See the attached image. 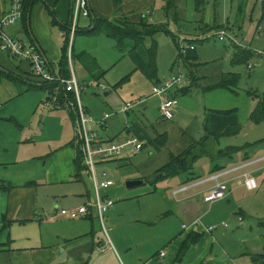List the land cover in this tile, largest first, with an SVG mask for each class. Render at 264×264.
<instances>
[{"label":"crops","instance_id":"crops-1","mask_svg":"<svg viewBox=\"0 0 264 264\" xmlns=\"http://www.w3.org/2000/svg\"><path fill=\"white\" fill-rule=\"evenodd\" d=\"M25 1L27 11L24 18L8 29L12 36L28 47L37 48L44 55L50 72L61 73L60 62L67 38L64 27L71 22L73 0ZM89 1L91 15L81 18L85 19L83 25H80L79 20L74 38L70 34V40L75 39L74 46L69 48L74 56L71 55V63L73 61L72 67L80 83L92 78L106 79V71L111 68L112 61L107 59L105 64L100 59L101 50L96 51L93 45L87 46L86 50L85 44H81L77 52V36H102L101 45L112 48V41L109 40L112 37L104 33L87 34L93 25L99 19L116 24L126 20L139 21L138 14L134 16V21L131 20L129 12L132 11L125 10L123 0L117 3L116 0ZM139 1L143 0H137L136 3ZM3 2L7 8L8 1ZM139 11L141 18L143 11ZM152 13L148 9L144 16ZM124 45L122 50H127L129 59H134V63H131L135 64L133 71L142 70L139 74L146 75L150 66L147 50L146 53L143 51V45L135 48L131 38H127ZM68 59L70 63L69 55ZM75 60L78 66H75ZM198 60L197 54L192 52L186 65L183 62L178 65L176 71L179 69L180 72L184 67L187 72L184 73L189 76L184 86L165 96L153 95L159 99V111L164 99H179V95L188 94L199 86L205 76L195 71L200 65ZM176 71L172 70L171 74ZM170 75H158L159 83ZM222 75L212 84L217 83ZM152 82L153 86L159 84ZM87 89L101 90L100 87L89 86L83 91ZM106 89L105 95L112 96V92ZM83 91L81 99L84 104ZM141 98L138 96L135 99ZM47 100L44 83L32 73L31 64L26 59L14 58L0 50V264H241L240 257L244 255L239 251L234 252L235 243L231 240L233 231L224 218L229 221L236 219L241 226H245L246 211L244 204L237 198L242 190L252 193L259 189L261 182L258 175L264 172V143L254 145L260 139L246 140L243 145H251L247 150L232 158H217L215 153L218 150L237 145L223 146V138L230 136L222 133L230 125L240 124L239 121L230 122L224 114L216 112L223 109H208L206 119L209 121L204 127L205 134L199 139H192L183 150L205 138L209 154L196 160L192 171L161 181L172 179L167 190L171 189L169 195L177 207L173 210L162 207L156 212L164 213L160 216H175L176 213L178 217H185L179 225L180 231L165 225L166 229L159 233L154 231L156 222L138 220L137 216L129 217L126 210L115 203L104 213L103 222L96 208H92L90 215L75 219L59 214L62 207H76L94 201L95 192L88 188L83 173L80 176L76 174L77 146L71 113L64 107L48 106ZM144 100L139 101L138 107L145 104ZM86 107L92 115L90 108ZM132 109L127 113L117 111L118 114H112L104 126L97 127L99 136L114 141H122L130 136L139 140L148 137V132H151L149 126L139 121V117H135V120L128 118ZM245 133L244 139H247L249 134ZM213 154L216 159L211 157ZM164 165L156 169L155 175ZM217 165L224 167L223 170L212 172ZM244 173L256 178L257 189L246 187ZM216 175L220 176L216 178ZM219 183L226 184L228 192L225 198L218 201L230 198L237 200L228 201L226 205L229 209L224 210L222 217L213 219L212 208L218 201L208 204L204 197ZM203 208L207 209L201 214ZM5 223H8L6 228ZM205 223H212L214 229ZM192 233H201L202 237L180 261L178 254L181 245ZM162 252L165 255L161 256ZM249 256V263H263V256Z\"/></svg>","mask_w":264,"mask_h":264},{"label":"rangeland","instance_id":"rangeland-1","mask_svg":"<svg viewBox=\"0 0 264 264\" xmlns=\"http://www.w3.org/2000/svg\"><path fill=\"white\" fill-rule=\"evenodd\" d=\"M136 1L123 0L125 10L132 11L129 12L131 20L134 21V16L138 14V22L143 20L145 24L163 26V29L153 36H146L142 44L144 52L145 49L156 45L158 75H170L172 70L176 71L178 65L182 64L181 62L178 64V58L182 50L179 40L183 39L185 45L195 47L193 52L197 54L200 64L195 71L198 70V73L202 74L200 76L205 77L192 92L179 95V104L174 109V118L167 119L159 111L158 97L152 95L153 82L146 78L145 74H139L142 70L133 71L135 64L131 63H134V59H129L127 50H119L115 47L113 38L109 39L112 41V48H107L101 45L100 37L102 36L87 37L79 34L75 42L77 52L80 51L81 44H85L86 50L87 46L93 45L96 51L101 50L100 59L105 64L107 59L112 61L111 68L106 71L108 76L104 80L101 79L107 87L106 91L112 92V96L111 94L106 96L104 89H87L83 91V101L84 105L92 111L90 115L95 120L102 118L106 113L118 114L116 112L120 111L125 104L132 103L136 108L133 107L128 118L135 120V117H139L138 120L149 126L148 129L151 131L148 132V137L140 139L144 144L141 151L128 156L114 157L97 165L100 180L101 173L106 171L108 177L114 181V185L102 190L103 195H108L115 205L124 208L127 216H137L138 220L156 222L154 231L162 233L166 229L165 225H169L170 229H177L179 232V225L185 217L182 215L178 217L176 213L175 216L172 214L160 216L164 213L156 212L162 207L173 210L177 204L170 198L171 189L167 190L172 179L166 182H154L155 171L168 163L172 154L181 152L192 142V139H199L205 134L204 127L209 121L206 119L208 109L236 110V112L224 114V117L226 116L230 122L239 121L242 129L237 135L224 137L223 146L226 144L240 146L246 140L264 138V122L255 125L250 120V114L256 102L253 93L264 92V20L261 19V6L264 0H203L204 9L197 6V0H174L172 11L167 9L169 0H143L138 3ZM148 9L153 13L146 17L144 13ZM139 10L143 11L141 18ZM84 20V18L81 19L80 25L85 23ZM222 29L226 32L224 40H220L218 35ZM6 32L12 35L10 29ZM87 34L97 35L98 33L88 32ZM232 36H237L242 41L239 47L252 49L257 54L250 59L248 66L232 62L237 52L236 45L231 41ZM74 40H69L71 49L74 46ZM75 66H78L76 60ZM180 72L184 75L187 73L184 67L180 69ZM178 73L179 69L169 77ZM227 73L237 74L238 83L234 87L235 91L223 88L206 91V86L215 82L218 76ZM138 96L146 100L141 108L138 107V103L143 98L135 99ZM121 103L122 106H120ZM253 129L254 131H250ZM245 132L249 134L247 139H244ZM163 134L167 136L166 141L163 144L158 143L155 137ZM83 174L88 188L93 192L92 175L88 171ZM258 176L261 182L259 189L252 193L242 190L237 198L244 204L245 226H241L236 219L229 221L226 217L224 218L230 230L233 231L231 240L235 243L234 252L239 251L244 255L240 257L241 264H264V260L263 263L248 262L249 254L264 257V172ZM132 180L143 182L128 187L127 182ZM237 199L230 198V200L216 202L212 208L213 219L222 217L224 210L229 209L226 203L236 202ZM206 209L203 208L201 214ZM205 224L215 226L212 223ZM156 247L159 248V246Z\"/></svg>","mask_w":264,"mask_h":264},{"label":"built area","instance_id":"built-area-1","mask_svg":"<svg viewBox=\"0 0 264 264\" xmlns=\"http://www.w3.org/2000/svg\"><path fill=\"white\" fill-rule=\"evenodd\" d=\"M8 7L4 6L3 0H0V50L10 54L14 58L26 59L32 68V73L39 78L43 83H55L58 87L54 94H51L47 100L48 106L64 107L73 114L75 144L83 154L84 164L87 171L92 175L94 181L95 200L87 204L78 205L76 207H62L59 214L62 217L79 218L90 215L92 208H96L100 220L104 221V213L114 205V201L103 195L102 190H106L114 185V181L108 177V173H101L102 179H99L97 173V165L105 160H110L114 157H121L125 154H133L141 151L144 144L136 137L130 136L122 141L104 140L98 134L97 127L104 126L111 114L106 113L100 120H95L90 115L87 107L82 102V91L89 86H97L101 89H106V85L99 79H90L84 83H80L74 73L71 63V51L68 53L70 58L71 76L66 78L61 73H52L48 69V65L44 55L35 47L26 46L20 39L8 34L6 30L23 19L24 0H7ZM91 15L89 0H73L72 6V24L71 35L74 38L77 32L79 20L82 17ZM220 40L226 37L225 30H221L218 34ZM181 55H186L188 51L194 50L193 45H185L184 40L180 39ZM231 41L240 45L242 41L237 36H232ZM187 82V77L182 72L174 74L165 79L162 83L154 85L152 95L165 96L170 94L174 89L184 86ZM62 88V89H60ZM62 90V91H61ZM179 99L169 97L163 100L160 105V111L163 117L171 119L174 117V109L178 107ZM132 103L125 104L121 112L127 113L133 108ZM244 184L250 190L258 188L257 180L249 173H244ZM220 175H216L218 178ZM228 187L226 184L219 183L204 197V201L212 204L227 196ZM228 225L227 223H223ZM214 229L213 226L209 227ZM165 255L164 252L161 253ZM196 264V263H193Z\"/></svg>","mask_w":264,"mask_h":264},{"label":"trees","instance_id":"trees-1","mask_svg":"<svg viewBox=\"0 0 264 264\" xmlns=\"http://www.w3.org/2000/svg\"><path fill=\"white\" fill-rule=\"evenodd\" d=\"M118 1L119 0H116V3ZM197 6L200 9H204L205 7H203V0H197ZM167 7H168L167 9H173L174 0H169ZM26 11H27V6H26V1L24 0V12ZM261 13H262L261 19L264 20V2L262 3V6H261ZM71 24H72V19H71V22L66 25L67 28L64 27L67 38L64 43L63 56L60 62L61 73L66 78H69L71 76L70 65H69L70 63L68 59V53H69V48H70L69 40H70V34H71ZM162 29H163L162 25H155V24H150V23L145 24L143 20L137 23L126 20L120 24H116L111 21L99 19L93 25V28L90 30V33H104L112 37L116 41L117 48L122 50L124 49V46H125L124 41L127 38H131L132 40H134L135 48H137L144 43L146 36L148 35L153 36V34L157 33L158 31ZM235 45L237 48V52L234 55L232 62L234 64H246L248 66L250 59H252L256 55L255 51L249 48H241L239 47L238 44H235ZM193 51L194 50L188 51L186 55L180 54L178 58V63L183 62L186 65V63L191 58V54ZM147 53H148L150 66L146 72V75L150 80L155 81L156 83H159L160 81H158V65L156 61V45L154 44L149 49H147ZM71 55L73 56V51ZM187 76L188 75L186 74V77ZM237 83H238L237 74L227 73V74H224L217 83L207 86L206 89L210 91V90H214L217 88H223V89H230L232 91H235L234 87L237 85ZM44 87H45V91L48 93V97H50L51 94H54L58 86L55 83H51V84L44 83ZM253 96H254V99L257 101V103L255 105L254 110L250 114V120L254 124H260L264 122V92L261 94L253 93ZM174 98H177V97H174ZM216 112L219 114H228V113L236 112V110H231V111L218 110ZM71 115L74 119V116L72 113ZM241 129H242V126L240 124L235 123L233 125H230L222 134L228 135V136H234V135L239 134ZM166 139H167V136L164 135L162 137H158L156 141L158 143L163 144L166 141ZM206 142L207 141L204 138L200 141L192 143L182 152L178 154H172L169 162L157 171L154 182L165 180L166 178L176 176L180 173L192 171L194 168L195 161L198 160L200 157L208 155L210 152L207 149ZM262 143H264V138L254 142L253 144L258 145ZM249 146L251 145L246 144L242 146H230L225 150H218L215 154L216 156H218L217 158H220L221 156L223 157L227 156V157L232 158L235 154L243 150H247ZM76 150H77V155L75 159V165H76V171H77L76 174L80 176L82 175V173L87 171V168L84 164V160H83L84 157H83L81 150L78 147H76ZM216 156L213 154L211 157L213 159H216ZM223 168L224 167H220L219 165H217L212 172H217L218 170L221 171L223 170ZM7 224L8 223H5L4 228L7 227ZM201 237H202L201 233L190 234L188 238L181 245V248L178 254V260L181 261L182 257L187 253L189 248L192 245L198 243Z\"/></svg>","mask_w":264,"mask_h":264},{"label":"water","instance_id":"water-1","mask_svg":"<svg viewBox=\"0 0 264 264\" xmlns=\"http://www.w3.org/2000/svg\"><path fill=\"white\" fill-rule=\"evenodd\" d=\"M142 182H143L142 180H132V181H128L127 185H128V187H133V186L142 184Z\"/></svg>","mask_w":264,"mask_h":264}]
</instances>
